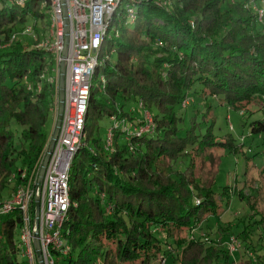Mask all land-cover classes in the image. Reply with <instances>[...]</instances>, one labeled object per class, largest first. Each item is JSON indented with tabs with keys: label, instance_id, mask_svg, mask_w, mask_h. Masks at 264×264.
Instances as JSON below:
<instances>
[{
	"label": "trees",
	"instance_id": "16d2710c",
	"mask_svg": "<svg viewBox=\"0 0 264 264\" xmlns=\"http://www.w3.org/2000/svg\"><path fill=\"white\" fill-rule=\"evenodd\" d=\"M23 2L0 0V201L8 200L11 184L16 189L27 183L43 158L57 94L46 78L54 77L52 55L27 49L18 33L28 24L39 36L45 33L47 24L39 29V23H48L46 0ZM259 5L260 0H137L136 19L128 23L124 17L118 36L110 29L105 44L116 46L117 58L100 65L94 77L100 73L105 84L99 77L95 88L93 79L87 146L73 161L71 207L63 224L71 250L53 251L61 264H152L160 256L163 264H264V216L257 231L249 221L238 231L234 224L218 225L219 241H204L202 234L204 222L220 216L214 189L219 154L235 145L232 135L224 142L215 135L214 109L257 113L251 133H264ZM186 99L193 102L186 105ZM132 103L151 114L154 133L127 138L117 132L114 149H105L95 137L100 121L131 117L126 107ZM142 116L137 122L131 117L132 123L141 125ZM188 157L191 165L178 171L176 165ZM197 161L216 166L215 172L209 168L204 179ZM23 221L18 209L0 212V264H21ZM233 239L241 244L234 254L227 245Z\"/></svg>",
	"mask_w": 264,
	"mask_h": 264
},
{
	"label": "built area",
	"instance_id": "2783aa9c",
	"mask_svg": "<svg viewBox=\"0 0 264 264\" xmlns=\"http://www.w3.org/2000/svg\"><path fill=\"white\" fill-rule=\"evenodd\" d=\"M126 22L136 19L137 0H126ZM124 0H66L70 25V45L68 56L64 58L66 47V23L62 0H46L42 5L48 13L45 33L39 36L30 26L24 31L37 42L36 49L49 52L54 66L51 70L55 76L47 80L57 89L56 102L52 108L56 123L59 111V80L62 63H66L65 110L58 140L47 166L43 183L37 186V178L44 156L39 161L27 183L18 186L10 199L0 201V212L9 213L18 209L23 214L24 227L19 240L20 257L26 256L30 264H36L33 240L37 231L35 226V198H40V227L37 238L40 241L45 264H55L53 251L68 255L71 248L63 234V224L68 218L71 207L70 175L74 158L80 149L87 146L86 120L92 92L93 79L100 65L111 61L110 56L103 55L106 37H111L112 28L115 36L119 33L114 27L116 13ZM23 0L19 4L23 5ZM260 22L264 23V0L255 7ZM17 35L11 37V44ZM113 51V50H112ZM114 52V51H113ZM100 82L105 84L101 76ZM31 88L30 86L28 87ZM41 90V87H39ZM144 105L141 103L140 108ZM145 110V109H144ZM143 123L135 126L127 118L113 116V126L108 131L105 149H114L117 132L130 138L154 133L156 126L149 112H143ZM130 144V148H132ZM133 149V148H132ZM27 174H23L26 179ZM104 198V196H103ZM110 209H108V212ZM229 244L231 253H235L240 243L233 239ZM21 263V262H20Z\"/></svg>",
	"mask_w": 264,
	"mask_h": 264
},
{
	"label": "rangeland",
	"instance_id": "374dc122",
	"mask_svg": "<svg viewBox=\"0 0 264 264\" xmlns=\"http://www.w3.org/2000/svg\"><path fill=\"white\" fill-rule=\"evenodd\" d=\"M126 5L127 1L124 0L121 11L118 12L115 22H113L115 28L121 29L124 26ZM44 24L46 25L47 23L44 22L42 24V22H40L39 29H42ZM28 27L29 24L26 26H20L18 28L19 37L23 39L27 49H36L37 42L34 41L32 37L23 34ZM112 49L115 50L116 46L113 45L111 47L108 43H106L103 48V55L110 56L111 61L114 63L116 61L117 54L113 52ZM50 74L51 76H55L53 72H50ZM99 77H101L100 73L94 79L95 88L99 87ZM192 98L194 101L199 100L198 98ZM189 102L192 103L193 101L186 99L184 104L188 105ZM126 110L128 112L133 111L134 115L131 116L134 118L133 120L137 119L135 117L136 115L141 117L142 113L145 112L143 108H140L139 104L133 103L130 104L129 107H126ZM214 115L215 121H210V125L214 126L213 130L215 135L222 137L220 141L224 142L225 137L230 134L233 136L235 145L230 146L229 144V146L225 147L224 152L219 154L221 157L217 168L218 171L216 174L214 189L216 192V199L220 204V208L218 210V214L220 216L210 217L204 222L202 229L204 241L207 238L213 241H219L220 236L217 233L218 225L226 226L229 223L234 224L236 226V231H238L245 225V223L249 224V221H252L253 223H257L254 226L255 230L257 231V228H259L258 222H260L264 216V133L252 134L250 129V123L259 118L260 115L250 111H245V114H241L239 110L230 109L228 106H217L214 109ZM131 117L126 118L132 123ZM53 119L54 117L51 116L47 122V130L49 132H53L54 130L55 120L54 124L51 123L53 122ZM112 121L113 120H111V118L106 116L104 120L100 121V129L95 133V137L100 138L104 144L107 143L108 131L113 126ZM181 162L185 164H182ZM181 162H179L180 164L176 165L178 171H182L187 166L191 165V159L189 157L188 159H181ZM197 162L198 168L201 167V164L203 163L201 161ZM210 166V163L203 164L200 175L203 172L208 171L209 168H211ZM215 169L216 166H214V170L211 168V170L214 172ZM203 177H206L204 179H207L208 174L206 175L203 173ZM226 188L229 190H225ZM14 191V185L11 184L9 186L7 192L8 195L6 198L10 199ZM253 206L256 210L252 208ZM251 217L253 218L251 219ZM244 220L246 222H244ZM21 234L22 231L19 232L18 240H20ZM227 245L229 248L228 243ZM54 258L58 264L62 263L61 257L55 255ZM19 261L21 264H30L26 256H19ZM163 263L164 261L160 256L152 264Z\"/></svg>",
	"mask_w": 264,
	"mask_h": 264
},
{
	"label": "water",
	"instance_id": "95a60500",
	"mask_svg": "<svg viewBox=\"0 0 264 264\" xmlns=\"http://www.w3.org/2000/svg\"><path fill=\"white\" fill-rule=\"evenodd\" d=\"M63 2V9H64V16H65V23H66V47H65V52H64V58L68 56V51H69V45H70V25L69 24V15H68V7L66 0H62ZM66 63L63 62L61 67V72H60V80H59V111H58V116L57 120L54 126V130L50 136L49 144H48V151L46 152L42 165L40 167L39 173H38V178H37V186H40L43 183L45 173L47 170V166L49 164L51 155H52V150H54L60 128L62 125L63 121V116H64V110H65V92H66ZM35 226L37 231L34 233V240H33V245H34V250L37 258V264H45L44 262V257L41 249V244L39 239L37 238V234L39 231L40 227V198L36 197L35 200Z\"/></svg>",
	"mask_w": 264,
	"mask_h": 264
},
{
	"label": "crops",
	"instance_id": "0c3cea01",
	"mask_svg": "<svg viewBox=\"0 0 264 264\" xmlns=\"http://www.w3.org/2000/svg\"><path fill=\"white\" fill-rule=\"evenodd\" d=\"M139 117H140V116H139ZM139 117H138V115H137V117H136V118H137V120H139ZM53 120H54V119H53ZM53 124H54V123H53ZM51 134H52V132H51ZM51 134H50V135H51Z\"/></svg>",
	"mask_w": 264,
	"mask_h": 264
}]
</instances>
